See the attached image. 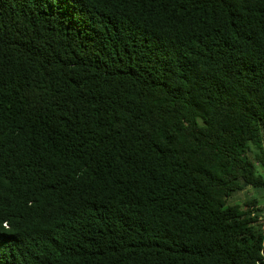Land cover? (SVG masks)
<instances>
[{"label":"trees","instance_id":"obj_1","mask_svg":"<svg viewBox=\"0 0 264 264\" xmlns=\"http://www.w3.org/2000/svg\"><path fill=\"white\" fill-rule=\"evenodd\" d=\"M264 0H0V264H264Z\"/></svg>","mask_w":264,"mask_h":264},{"label":"rangeland","instance_id":"obj_2","mask_svg":"<svg viewBox=\"0 0 264 264\" xmlns=\"http://www.w3.org/2000/svg\"><path fill=\"white\" fill-rule=\"evenodd\" d=\"M247 193L258 194V198L261 200H264V192L262 191H256L253 188L249 187L247 190L239 192L235 197L238 199H244L246 197Z\"/></svg>","mask_w":264,"mask_h":264}]
</instances>
